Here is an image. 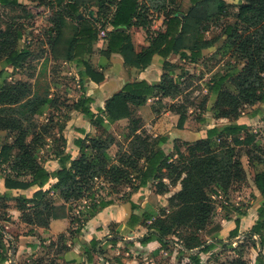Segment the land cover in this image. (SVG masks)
Masks as SVG:
<instances>
[{
    "label": "trees",
    "instance_id": "16d2710c",
    "mask_svg": "<svg viewBox=\"0 0 264 264\" xmlns=\"http://www.w3.org/2000/svg\"><path fill=\"white\" fill-rule=\"evenodd\" d=\"M29 1L42 6L48 4L47 0ZM54 1L61 12L55 21L51 56L56 62L76 61L81 83L89 80L101 84L106 79L103 71L96 70L86 60V56L93 54L101 32L105 33L103 40L106 43L101 56L110 58L120 55L127 70L143 72L151 67L157 56L164 61L176 56L182 62L196 64L203 52L214 45L213 40L202 39L203 25L232 16L224 0H182L191 3L184 18L181 13L171 10L174 0ZM167 1L170 3L167 4ZM0 6L25 10L19 0H0ZM94 9L98 13L113 9V14L106 24H101ZM82 11H88V17L82 16ZM153 13L162 14L165 30L152 32ZM1 26L0 14V63L5 67L21 69L31 58L29 50L18 47V42L24 37L23 30L14 20L7 23L6 30H2ZM134 28L143 30L149 37V45L140 51L136 50L130 33ZM226 35L242 68L236 65L216 74L209 85V94L217 97L215 118L235 122L243 117L246 108L257 107L253 112L257 115L259 107L264 105V0H242L236 24L228 27ZM176 68L174 65L170 70L165 68L159 85L146 81L127 83L96 113L91 109L94 100L81 96L72 110L82 114L97 131H102L105 138L93 135L77 138L73 145L80 156L72 160L71 155L57 153L60 168L56 171L48 170L44 159L38 156L39 149L45 145L44 138L36 135L28 142L29 129L25 127L33 117L53 105V101L47 97H30L31 91L27 87L6 83L0 89V132L18 134L12 144L0 143V166L8 168L5 174L0 173V179L7 190L36 188L37 191L31 198L0 193L2 210H8L9 203L14 201L21 212V221L28 226L47 229L53 220L72 218L73 225L77 223L83 227L97 212L112 203L105 201L106 197L118 194L116 189L132 178L138 182L133 192L153 183L155 192L165 195L180 184L181 190L168 200V210L162 208L159 215H151L137 207L132 208L126 225L131 230L147 229L139 242L146 246L156 239L162 249L167 239L176 236L180 229L194 231V235L187 239L188 258L194 264H201L200 257L192 253L193 246L201 247V254H208L216 248V244H205L196 236V231H206L212 224L217 209L214 197L222 193L227 196L234 185L247 181L242 161L245 156L249 158L250 166L264 165V149L257 145V136L251 133L248 126L231 125L222 131L211 129L206 139L195 143L175 142L181 146L174 148L172 153H166L164 146L167 139L150 137L136 108L153 101L151 108L157 117L162 111L170 112L179 118L177 128L183 130L189 120L190 106L176 102L182 94L180 83L184 77L183 74L174 76ZM228 85L235 91L229 90ZM166 100L173 103L169 105ZM159 105L161 109L156 108ZM124 120L128 121L129 145L126 151L123 147L119 149V158L114 161L110 150L116 146V141L109 131ZM205 121L204 118L200 120L201 123ZM81 133L84 134V131L81 130ZM213 138L219 142L215 144L211 141ZM243 148L247 152L240 156L239 150ZM96 180H104L109 185L111 192L107 196H101L103 188L95 189ZM254 184L263 197V203L249 236L259 237L264 247V171L254 176ZM85 201L89 204L80 207L75 216L77 208L74 205ZM0 220L11 222L7 214H0ZM234 224L230 239L240 236L241 219L237 218ZM69 233L71 236L79 234L81 228H71ZM0 236L2 238L1 231ZM64 240L65 236L59 237V242ZM109 242L115 246L118 240L114 238ZM98 245V242H91L96 253ZM67 249L63 247L64 251ZM100 253L103 254L102 250ZM7 261L6 258L1 259V263ZM89 261L93 262L91 256ZM257 263L264 264L263 254L259 255Z\"/></svg>",
    "mask_w": 264,
    "mask_h": 264
},
{
    "label": "rangeland",
    "instance_id": "374dc122",
    "mask_svg": "<svg viewBox=\"0 0 264 264\" xmlns=\"http://www.w3.org/2000/svg\"><path fill=\"white\" fill-rule=\"evenodd\" d=\"M24 5L25 10L19 9H5L0 6V14L2 15V30H6L7 23L14 20L15 24H18L24 33V37L18 42L20 49H27L31 53V58L26 65L21 69H14L13 67H5L0 63V89L6 83L11 85H20L19 87H27L31 93L30 97L38 96L40 98H49L53 101V105H49L45 108L44 113L33 117L29 123L25 124L28 131V142L36 136H42L44 138V147L39 149L38 156L44 160L49 159L52 155L55 156L59 152H71L75 147L73 145L77 138H86L83 125L85 123L83 116L78 112L72 110L73 104L81 98V93L84 91L85 82L81 83L77 70L76 61L71 62H56L52 59L50 44L54 38L55 21L61 12V9L56 6L54 0H47V6L39 5L38 3H32L29 0H19ZM232 13L231 17L220 18L213 22H206L203 25L202 39L213 40L214 45L210 49L203 52L202 58L196 63L191 64L189 62H182L178 60V57L172 56L168 61L164 63H156L152 69L145 71L146 77L149 80H158L163 76L166 70H170L171 66H176L174 76H180L183 74L181 81L182 94L176 99V102L185 103L190 106L189 108V124L190 127H205L206 121L201 123L200 120L204 118L207 120L209 117V111L217 112L215 110V103L217 97L209 94V85L212 83L213 77L222 72L227 71L233 66H239L242 68L241 63L238 62L232 47L228 42L226 35L229 26L236 24V14L238 7L242 4V0H224ZM170 2L167 1V4ZM172 3V2H171ZM173 12H179L182 15H186L190 8L191 3L189 1L174 0V3L170 6ZM94 13L98 14L101 20V24H106L113 14V9L109 11L98 13L97 9H94ZM88 11H82V16L88 17ZM154 23L152 32H158L165 29L164 19L162 14H152ZM131 36L134 46L137 51L147 45L149 37L141 29L134 28L131 30ZM104 42V43H103ZM106 44L103 38H99V41L94 45V55L86 56V60L92 63L94 66L97 64V58L101 55L100 46ZM104 46H102L103 48ZM113 61L114 65L118 60H122L119 57L108 58ZM109 70L108 64L105 65ZM105 69L96 68L98 71L105 72ZM106 70V71H107ZM131 76L139 75V72H133L130 70ZM161 83V81H160ZM27 85V86H25ZM227 88L231 91H235L231 85ZM169 105L173 103L171 100H166ZM148 104H153L150 101ZM152 107V106H151ZM156 108L161 109V105ZM257 107H248L245 109V116L252 115ZM1 110V107H0ZM165 114L164 111L161 112ZM142 116V115H141ZM145 117L144 129L147 134L153 137V127L158 120V117L153 113L152 108H147L143 111ZM250 127V131L257 136V145L264 149V122L259 121ZM128 121L118 123L110 129L111 135L116 141V146H113L110 150V154L114 161L118 160L119 149L123 147V151H126L129 145L127 139L128 136ZM84 130V134L81 133ZM18 133L12 131L0 132V143L12 144L15 141ZM89 135L96 137H103L102 131L97 129L90 130ZM158 137H162L159 135ZM117 145H120L119 147ZM167 146V145H166ZM181 144H174L172 149L178 148ZM169 151L168 153H172ZM247 152L246 148L240 149V156H244ZM258 168L255 169V167ZM249 168L248 173L250 176H254L255 170L259 171L264 166L252 165L247 166ZM6 166H0V173L5 174L8 172ZM126 185L123 184L117 190L119 195L127 196L133 192L134 185L138 182L133 181ZM1 183V180H0ZM169 184V181H166ZM96 188H103L101 196H107L111 192L109 185L104 180H96ZM150 185H154L151 183ZM181 186L178 184L176 187ZM173 187V188H176ZM1 188V187H0ZM114 198L119 199L115 196ZM216 203V214L212 221V224L206 231H196V236L205 244H216V248L208 254H201L200 248L197 245L193 246L192 253L198 255L201 260V264H258L257 259L260 254L264 255V247L261 246L260 238L249 236L253 222L255 223L256 214L252 212L251 216L244 217L249 211L253 210L260 203L259 197L253 193V190L249 187L248 182L242 184H236L229 192L227 196L223 193L218 197H214ZM10 204V203H9ZM156 204V203H154ZM79 205V206H77ZM85 205L84 202H79L74 205L76 210L79 211ZM0 204V214H12L14 203L8 205V210L3 211ZM81 207V208H80ZM139 208L136 204L129 205V208ZM169 207L166 208L168 210ZM159 210L158 215L160 214ZM143 212V211H142ZM244 215L241 216L240 214ZM156 215V214H155ZM241 219L240 236L236 239H230V233L234 230V221ZM18 226V223L14 222ZM8 225V224H7ZM5 222L0 220V264L2 258H6L7 264H11L10 261L14 260L17 264H30L33 262H39V264H59L57 263V257L53 254L48 246H43L41 250H38L34 254H24L22 257L17 258V251H19V237L21 235H27L25 229L20 227L21 231L18 236L13 233V239L9 238L11 235L8 231V227ZM4 228V229H3ZM11 232L14 229L10 227ZM140 232V233H139ZM137 236L142 237L147 232V229L140 230ZM137 233V232H136ZM194 235V231L186 228L179 230L176 236H170L166 242V246L161 250L163 253L158 252L155 255H149L147 257H141L137 254H130V261L136 260V263L130 264H194L188 258L187 242L188 238ZM3 238L5 243L3 242ZM3 245L1 246V244ZM6 256V257H5ZM120 258H126L121 255ZM108 260V264H119L114 257H103ZM120 260V259H119ZM121 261V260H120ZM96 264H101L100 260L96 261ZM123 264V263H122Z\"/></svg>",
    "mask_w": 264,
    "mask_h": 264
},
{
    "label": "crops",
    "instance_id": "0c3cea01",
    "mask_svg": "<svg viewBox=\"0 0 264 264\" xmlns=\"http://www.w3.org/2000/svg\"><path fill=\"white\" fill-rule=\"evenodd\" d=\"M148 45L149 42L147 41V45L144 46ZM102 46L104 47L102 48ZM99 49L100 52L104 50L105 44H102ZM111 57H119L122 60H118L114 65L113 61L116 62V60L113 59V61L110 62L108 58L99 55L96 60L97 64L94 66L91 63L95 69H105V65L108 64L109 70L105 69L104 75L106 79L101 84H95L89 80L85 81L84 91L81 93V96L84 95L94 100L91 109L95 113L97 110L103 109L105 107L106 101L121 91L122 88L129 82L146 81L151 85H159L162 76L157 81L154 79L151 81L146 77L147 74H145V71L152 69L153 66L157 65L156 63L166 62L157 56L154 58L151 67H149L147 70L141 72L136 69H132L134 70L133 72H139V75L137 74L132 77V71L125 68L123 58L120 55H113ZM151 106V104H148L147 106L136 108V112L143 119V123L146 121L145 117L143 116V111L147 110V108H151ZM259 108L260 112L257 115L252 114L245 116L244 113L243 117L235 122H231L228 119L217 120L215 118L214 112L210 110L209 117L207 118L206 123L203 124L205 127H190L188 120L183 130H179L177 128L179 118L175 115H172L170 112H165V114L163 113L158 117V120L153 127V136L156 138L161 135L167 139V146L165 145L164 149L166 153H168L169 151H173L172 146L175 142L195 143L197 141L204 140L207 137V132L214 128L218 129L219 131H222L231 125H244L250 128L254 125V122H256L255 124H257L259 121L264 122V105L260 106ZM83 119L85 121L83 127L84 129H87L85 135H89L90 130H95V127L88 120H86L84 116ZM211 141L215 144L219 142L217 138H213ZM64 155H71L72 160H75L80 156V152L75 147L71 152L66 151ZM242 161L247 174V182L249 187L251 190H253V193L259 197L260 201L259 205L252 211L250 210L249 214L247 213L244 217L251 216L252 212H255L256 217L254 220H257L258 210L262 206L263 197L254 184V176L257 173L263 172L264 168L259 171L255 170L254 176H250L248 173L249 168H247V166H250L249 158L245 156ZM59 162L60 158L56 155H52L49 159L44 160V165L48 170L56 171L60 168ZM69 166L70 163L68 164V167ZM256 168H258V166H256L255 169ZM0 180L1 194H12L14 197L24 195L28 198H31L37 191L36 188L30 189L28 191L7 190L4 187L2 179ZM181 188V186L171 188L168 194L158 195L155 192L154 186L148 185L146 188H141L137 192L130 193L127 196V199H125V196L119 194H115V196L119 197V199L114 198V195H109L106 197L105 201H112V203L97 212L95 217L88 221L83 227H80L77 223L73 225L72 218L65 220H53L50 224V227L47 229L28 226L21 221V212L17 209L16 202L13 201L14 208L16 207V209L12 211L11 216L9 215L11 222H6V225L8 224L6 227H8L9 233H13L15 236L19 235L18 233L21 231L20 227L25 229V232L27 233V235H21L19 237V251L16 252L17 258L22 257L24 254L27 255L37 253L38 250H41L43 246H48L51 250H53V254H55L57 257V263L59 264H96L97 260H100L101 264H108V260L103 259V257L110 256L114 257L115 259L118 258L117 262L119 264H130L131 262L136 263L135 259L134 261H130V254H137L141 257H147L152 253V255H155L158 252L163 253V251L161 250L160 243L156 239L146 246L142 245L139 242L142 237L137 236V234L140 233V228L131 230L127 227L126 221L130 217V212L132 210L129 208V205L136 204L140 206L138 208L140 211H145L151 215H155L159 213L160 209L168 207V200L177 192H179ZM11 203L12 202H10V204ZM84 203L87 205L89 204V201H85ZM75 212L76 216L78 212L77 210H75ZM14 222L18 223V226L15 225ZM254 224L255 223L253 222L252 226ZM10 227L14 229V232L9 230ZM71 228L73 230L81 228V233L71 236L69 233ZM13 234H11L9 238L13 239ZM60 236H65V240L63 242H59ZM114 238H117L118 240V243L115 246L109 242ZM91 242L99 243L96 249L97 253L92 249ZM64 246L68 248L66 251L63 250ZM100 250H102L103 254L100 253ZM88 252L91 254L88 255ZM121 255H124L126 258H120ZM90 256L93 259L92 263L89 261ZM10 263L17 264V262L14 260H11ZM29 263L31 264V261H29Z\"/></svg>",
    "mask_w": 264,
    "mask_h": 264
},
{
    "label": "built area",
    "instance_id": "2783aa9c",
    "mask_svg": "<svg viewBox=\"0 0 264 264\" xmlns=\"http://www.w3.org/2000/svg\"><path fill=\"white\" fill-rule=\"evenodd\" d=\"M104 38L105 37V33L104 32H101V34H100V38Z\"/></svg>",
    "mask_w": 264,
    "mask_h": 264
},
{
    "label": "water",
    "instance_id": "95a60500",
    "mask_svg": "<svg viewBox=\"0 0 264 264\" xmlns=\"http://www.w3.org/2000/svg\"><path fill=\"white\" fill-rule=\"evenodd\" d=\"M91 16H93V15L91 14ZM181 17L184 18V15H181Z\"/></svg>",
    "mask_w": 264,
    "mask_h": 264
}]
</instances>
